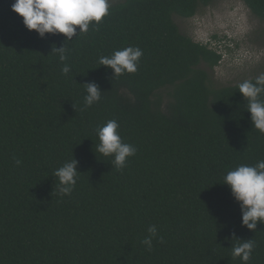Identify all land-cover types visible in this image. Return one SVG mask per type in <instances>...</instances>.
Wrapping results in <instances>:
<instances>
[{
    "label": "trees",
    "instance_id": "obj_1",
    "mask_svg": "<svg viewBox=\"0 0 264 264\" xmlns=\"http://www.w3.org/2000/svg\"><path fill=\"white\" fill-rule=\"evenodd\" d=\"M242 1L264 20V0ZM14 2L0 0V264H242L236 239L255 242L248 264H264V224L241 226L222 184L235 167L264 161V134L241 82L212 84L221 55L175 22L213 0H122L65 42L27 30ZM63 42L67 76L51 52ZM128 46L143 52L137 72L111 79L98 59ZM90 82L101 100L85 107ZM110 119L137 149L120 171L96 151L95 129ZM72 158L80 173L62 196L53 173ZM152 225L163 243L149 251Z\"/></svg>",
    "mask_w": 264,
    "mask_h": 264
},
{
    "label": "clouds",
    "instance_id": "obj_2",
    "mask_svg": "<svg viewBox=\"0 0 264 264\" xmlns=\"http://www.w3.org/2000/svg\"><path fill=\"white\" fill-rule=\"evenodd\" d=\"M111 0H15L11 5L13 12L22 17V23L29 31H35L40 38L45 34H62L65 41L73 40L81 34L89 31L90 24L98 26L102 18L109 15ZM78 28V31H77ZM59 48L52 47L51 52L58 55L63 65L61 73L68 75L71 72L68 60V52L64 45ZM209 39L207 42L210 43ZM143 52L139 47L128 46L121 50H115L110 56H101L98 59L100 66L111 70V79L123 75L134 74L138 70L140 58ZM86 89L84 106L91 107L101 100L99 86L95 82L83 84ZM238 92L246 102L245 110L250 113L251 125L264 134V74L259 75L255 81L244 80L238 85ZM120 125L115 119H110L102 126L95 129L99 143L96 151L104 157H112V164L117 171L124 169L129 157L136 154L137 149L125 143L118 132ZM20 160H16L19 165ZM78 161L72 158L57 168L53 175L58 179L57 191L60 195H71L76 183L79 171ZM224 185L230 189L233 199L238 203L241 212V226L248 230L257 231V224H264V161L257 162L254 166L241 164L230 170L224 176ZM148 233L142 243L151 251L153 239L158 237L155 225L148 228ZM232 246V258H239L242 264L250 261L255 242L251 239L239 240Z\"/></svg>",
    "mask_w": 264,
    "mask_h": 264
},
{
    "label": "rangeland",
    "instance_id": "obj_3",
    "mask_svg": "<svg viewBox=\"0 0 264 264\" xmlns=\"http://www.w3.org/2000/svg\"><path fill=\"white\" fill-rule=\"evenodd\" d=\"M122 0H111V4ZM180 31L221 55L212 84L234 85L264 74V20L254 16L242 0H213L191 18L176 17ZM167 99V91H160Z\"/></svg>",
    "mask_w": 264,
    "mask_h": 264
}]
</instances>
